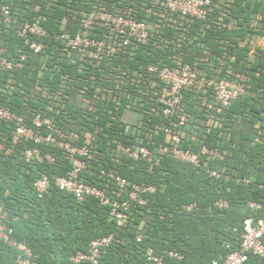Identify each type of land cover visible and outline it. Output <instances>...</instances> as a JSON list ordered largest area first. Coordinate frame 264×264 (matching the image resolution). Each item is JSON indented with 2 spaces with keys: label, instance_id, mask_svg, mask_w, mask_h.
Segmentation results:
<instances>
[{
  "label": "trees",
  "instance_id": "trees-1",
  "mask_svg": "<svg viewBox=\"0 0 264 264\" xmlns=\"http://www.w3.org/2000/svg\"><path fill=\"white\" fill-rule=\"evenodd\" d=\"M29 1L41 3L40 23L49 36L43 39V52L28 53L20 70H0V106L28 121L35 114L48 117L62 131L76 132L78 144L89 137L90 152L80 179L110 197L116 196L114 186L99 175L102 168L131 183L155 187L145 204L133 205L123 226L117 227L109 208L96 199L78 202L57 189L55 177L70 168L62 151L40 147L54 155L51 165L23 160L22 151L30 143L14 146L9 155L0 152L3 223L11 228V238L30 250L29 264H73L70 257L75 252L108 235L111 241L98 264H150L148 249L160 255L163 264L221 263L238 249L243 220L264 216V0H211L205 20L180 19L167 12L162 17V7H156L158 15H148V4L141 0ZM99 7L114 14L130 11L131 17L159 29L145 46L72 64L73 52L55 36H72L78 20ZM15 9L23 18L30 14L25 7ZM0 45H6L9 59L21 40L12 30L0 29ZM185 64L204 71L206 78L246 79V92L221 108L210 90L186 88L175 114L165 118L156 102L162 83L147 66L172 69ZM126 126L135 136L125 132ZM160 126L183 135L182 149L197 152L205 145L217 150L220 158L201 157L200 166L194 167L163 155L150 168L145 160L133 161L117 149L137 137L155 152L166 141ZM2 139L10 140V128L0 121ZM207 168L221 176L208 177ZM38 172L51 180L40 198L33 188ZM218 200L227 206L218 208ZM251 202L260 210L249 209ZM168 251L179 258L169 257ZM263 261L249 256L245 264ZM0 264H17L15 250L1 240Z\"/></svg>",
  "mask_w": 264,
  "mask_h": 264
},
{
  "label": "built area",
  "instance_id": "built-area-1",
  "mask_svg": "<svg viewBox=\"0 0 264 264\" xmlns=\"http://www.w3.org/2000/svg\"><path fill=\"white\" fill-rule=\"evenodd\" d=\"M147 5L148 15H158L156 7H162L164 12L176 14L180 19L205 20L210 12L211 0H141ZM15 7H25L30 14L22 17ZM41 3H32L29 0H0V29L3 32L13 31L15 36L21 40V45L15 50L14 57L7 58L6 45H0V70L14 71L20 70L26 62L28 53L40 54L45 48L44 38H48V33L41 27L39 11ZM165 18V21H168ZM169 23H171L169 21ZM158 26L147 20H138L130 16V11L122 14H114L104 10L102 7L93 9L85 13L78 20L77 30L69 36L62 33L55 36L56 40L62 41L66 48L73 52L74 57H70L69 62L76 61H98L103 56H111L120 48L130 46H145L154 33L158 31ZM149 73L155 74L162 83L156 95V102L160 107L161 114L165 118H170L175 114L181 99V91L186 88H195L198 91L210 90L214 100L221 108L228 106L246 92V79H222L206 78L204 71L195 69L185 64L175 68L147 66ZM0 121L9 125L10 140L0 141V152L6 155L12 154L13 147L18 144L30 143V147L22 151L23 160L27 163L53 164L55 157L50 152L41 151L40 147L52 146L62 151L70 165L69 170L62 176L55 177L54 184L59 191L69 193L78 202L86 198L96 199L100 206L109 208V216L117 227H122L128 213L133 205L143 206L147 195L155 191V187L150 184L131 183L126 178L120 176L113 170L101 169L99 175L107 179L113 186L115 198L93 185L87 184L80 179L81 174L86 169V158L89 156L91 139L85 137L78 144L79 135L74 131H62L48 117L39 114L33 115L28 121L24 116L0 106ZM165 137V143H160L155 152L148 150L141 138H135L133 144L118 146L117 149L126 157L133 161L145 160L152 168L159 161V157L169 155L174 160L194 167L200 166L201 157L206 159H219L220 153L203 145L197 152L181 148V133L176 132L171 127H158ZM126 133L135 136V130L126 126ZM208 177L219 178L217 171L207 168ZM245 183L248 180H244ZM51 180L44 173H37L33 182V188L40 198L47 194ZM120 198H116L119 197ZM215 205L218 208H225L226 201L218 200ZM192 205L186 207L189 210ZM261 206L256 203H249L252 211L260 210ZM6 212L0 204V240L11 246L16 253L17 264H29L31 252L25 244L11 238L12 230L4 220ZM112 236H102L92 239L85 251H77L71 257L73 264H98V260L104 250L108 247ZM264 216L254 218L247 217L242 222V232L238 249L226 254L221 263L212 261L211 264H245L249 256L264 258ZM139 240V237L136 239ZM169 257L179 258L175 253L168 251ZM146 260L150 264H163L162 257L152 249L145 253Z\"/></svg>",
  "mask_w": 264,
  "mask_h": 264
},
{
  "label": "crops",
  "instance_id": "crops-1",
  "mask_svg": "<svg viewBox=\"0 0 264 264\" xmlns=\"http://www.w3.org/2000/svg\"><path fill=\"white\" fill-rule=\"evenodd\" d=\"M232 23H233V24H235V22H234V21H232ZM263 43H264V42H263ZM261 264H264V261H263Z\"/></svg>",
  "mask_w": 264,
  "mask_h": 264
},
{
  "label": "rangeland",
  "instance_id": "rangeland-1",
  "mask_svg": "<svg viewBox=\"0 0 264 264\" xmlns=\"http://www.w3.org/2000/svg\"><path fill=\"white\" fill-rule=\"evenodd\" d=\"M127 117H128V116H127ZM126 120H127V121H129V119H128V118H127Z\"/></svg>",
  "mask_w": 264,
  "mask_h": 264
}]
</instances>
